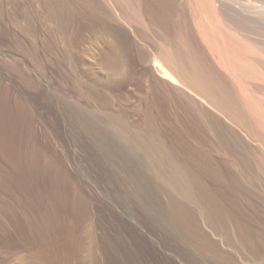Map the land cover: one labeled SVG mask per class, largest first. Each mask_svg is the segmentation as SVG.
I'll list each match as a JSON object with an SVG mask.
<instances>
[{"label":"rangeland","instance_id":"obj_1","mask_svg":"<svg viewBox=\"0 0 264 264\" xmlns=\"http://www.w3.org/2000/svg\"><path fill=\"white\" fill-rule=\"evenodd\" d=\"M96 1L0 0V88L9 90V95L12 98L19 97V100H21L19 102L22 103L21 105L19 104L20 108L24 107L27 110L24 111L26 115L25 113L23 115L26 118L23 117L24 120H21L20 136L24 133L20 137L21 144L33 146L36 155L43 161L45 158V162L52 170L54 169L53 171L58 176H61L60 167L64 168L65 165L74 178H76L75 182H78L77 185L84 189L85 198H87L86 207L89 210L85 224L93 230L94 236L93 242L89 239H84L83 245L92 244L97 260L96 264H117L114 261V257H112L115 251L111 245L113 246L116 241L112 236V232L120 228L122 223H127L137 227L141 231L142 241H144V246L147 248L143 247L148 251V257H152L149 259L148 264H264V242L259 239L257 240L254 236H252L254 237L252 239L248 232L238 229L236 222L230 216L234 213V208H230L229 204L219 203L220 199H222V193L219 194L220 199L218 198L219 200L217 201L220 206L218 205L217 207V203L216 206H212V201H209L212 196L205 191L202 180L197 181L198 174L197 176L195 175L193 161L190 159L191 150L182 145L183 142L193 145L195 142V140L193 142L194 138L185 131H183V133L185 132L183 138V133L180 135L182 128L178 124L173 123L169 125L170 123L167 124L168 122H165L167 119H170V121L173 119L171 115L167 119L162 117V115L166 114L162 111L161 104H157L158 107L154 108L156 110L152 109L150 100H159L161 98L158 97L161 95L163 97L164 95V89L159 83L161 78L164 77L157 70L155 71L156 68L152 65L151 59L156 53L153 43H161L163 45L164 42L166 45L170 39H166L167 36L173 37V34L178 33V30L180 32V27H182L183 33L187 32L184 33V36L182 34L180 36L182 31L177 35L178 37L180 36L179 38H185L184 41H187V43L188 38L192 37L193 39L191 38L192 40H190L192 42L196 39V45L200 47V51L197 53L198 48L195 52L197 53L195 54L196 58L200 57L199 59H201H197L201 61L199 63L202 65L208 64L207 68L209 67L211 72L213 71V76L215 77L217 76L215 74H219L218 77L220 76L224 81L226 80L240 97H242L240 95L242 93L241 90L243 91L245 88L240 83L243 85L242 82H244L245 86L249 89L248 91L252 94L253 98H251L255 99L257 106L259 102V107L262 110H264V80L256 78H245V81L239 80L235 74H230L221 65L222 63L216 61L217 55L212 54L211 52L213 51L210 52L208 46L202 41V36L201 38L198 36L202 35L199 25L196 24L195 26V22L194 24L191 22L195 13L198 15L197 11H194L191 7H186L187 20L183 21L181 18L178 22L174 20L178 16L174 17L173 21H176L177 25L181 24L180 20L183 23L185 22V25H178V30L176 29L178 26L175 25L173 33V29L170 26H173L175 23L172 21H165L166 23L168 22L166 27L165 25H161L164 24L163 21L159 22L160 24L157 23L159 24L158 26L153 21L155 19L154 16L147 15L143 17L145 14L141 13L143 16L140 18V21H143L144 24H152L154 27L144 25L149 29L144 30L140 28V25L143 24H140L141 22L138 19L131 21L134 18L132 16H135H131L134 12L132 8L128 10V7L126 9L124 5L119 6L120 3L118 4L115 0H113L114 3L110 0H105V2L114 4L112 5L113 7L118 5L119 8L117 6L116 9H113L111 5V7L108 6L109 4L106 5L105 2L104 5L102 3L103 0L100 1L101 3H95ZM213 1H216L214 4H216L215 8L219 18L217 17L216 20L214 18H212L213 20L211 19L212 22L214 21L212 25L210 24L211 27L217 26L216 28L223 30V33L230 34L232 31L233 33L235 32L236 36L244 42H237L240 45L242 43L244 46L251 44L254 52L246 54L245 60H251L256 68L264 74V0ZM89 2L94 3L90 4ZM96 4H102V6L96 7ZM70 6V9L74 10L73 12L75 13H73L74 15L72 14V19H70V16L68 17L70 13V9L68 8ZM72 6L74 7L72 8ZM110 8L113 9L114 13L109 10ZM118 10L121 12L118 13ZM123 10L126 16L122 15ZM131 10L132 13H130ZM191 10L193 11L192 14ZM109 11L113 15V19L114 15L115 19L117 17L121 18V15L124 18L122 17L121 20L112 19L110 21L108 17L105 18L106 13H109ZM127 16L129 17L128 20L125 19V17L128 18ZM64 20L68 22L73 20V22L68 23L66 21V25H64ZM155 21L158 22L157 20ZM200 21H203L201 24H207V18L206 20L202 18ZM219 22L222 24L221 26L218 24ZM186 25H191V27H185ZM144 26L143 28H145ZM109 27L114 29L115 33L118 34H116L117 36H121H119L121 39L117 38V40L121 43L124 58L127 62L118 78L110 73L108 64L102 58V52L107 48V42L113 36L112 32V34L108 32ZM196 27L199 28L197 29ZM161 28L162 30L168 29L170 31H162ZM226 28L230 29L227 30ZM176 30L177 32H175ZM188 32L192 33L191 35H194V37ZM218 34L220 33H216L217 37L220 36ZM223 35L226 36V34ZM174 37V40L170 39V41L172 40L171 42L174 41L172 45L176 44L175 41L178 43V40ZM190 41L189 44L191 43ZM131 43L133 44L131 45ZM169 43L165 47H170ZM247 43L249 44L247 45ZM239 44H237V47L240 46ZM182 46L183 48L181 47L180 49L184 50V45ZM139 50L144 52L141 53ZM182 50L181 54H184V52L192 53L190 50L184 52ZM204 58L205 60L202 62ZM232 75L235 76L233 77ZM157 87H160L162 91H159L160 89ZM184 89L182 90L185 91L186 89ZM157 90L160 93L162 92V94L158 95L159 92ZM185 92L187 93L188 91ZM243 92L246 91L244 90ZM247 94L249 95V93ZM149 109L153 115L149 113L151 112ZM82 110L95 116V121L93 120V122L96 123H93L94 126H91V120V123L86 122L84 115L80 114ZM150 115L152 118L156 116L155 120L158 123L155 121L156 123L153 124L154 119H149L148 116ZM113 116L116 118L112 120ZM159 117L162 118L159 120ZM163 119L164 121H162ZM116 120L119 121L120 125ZM113 123L115 126L118 123L117 126L120 129L115 127L116 130ZM147 124L149 128H147ZM121 125L123 126L120 127ZM112 127L118 133L117 135H119L120 130H124L123 132H126L125 136L127 135V137L133 139L135 144L138 141L141 144V140L136 141L135 139L137 138L134 139V136L137 137L136 134H139L138 138L143 136L141 138L142 142L145 139L148 142L152 139L155 143L158 138L159 143L158 141L157 143L160 144L161 142L162 144L164 140L166 148L171 150L183 162V167L186 165L185 169L187 170H184L188 173L186 178L191 180L189 175H191V178L195 177L194 180L196 179L195 182L197 183L193 181V178L190 183L186 179L190 186L194 187L201 182L202 186L201 184L197 186H204L203 189L199 188L200 190H197V186L196 189H194L195 187L192 188L193 192L191 190V194L197 191L196 194H192V197L196 195L195 198L191 197L193 201L191 198L190 200L184 197L181 198L182 196L180 198L179 196H177L178 198L175 196L176 198H174L173 194L171 195V190L166 185L156 181L153 175L155 172V169L152 168L153 166L150 168V164L147 165L148 163H144L142 166L134 162L132 164L131 161H125L114 150L108 153V150L103 149L102 144H116L113 143L115 142L114 140H111L112 137L114 139L117 136L116 133L114 134ZM123 132H121V135H124ZM237 132L242 137L244 143L249 144L260 157L261 162L264 163V141H260L259 138L255 140L254 137L245 134L243 130L237 129ZM150 133L156 139L155 141ZM149 136L151 137L150 140H148ZM186 136L190 137H187L189 140L185 139ZM160 138L162 141H160ZM191 138L193 139L190 140ZM146 141L144 142L145 144H150ZM113 152L117 155H113ZM107 154L109 155L107 156ZM0 159H2L1 154ZM124 164L127 167L130 166L128 168L132 169V171H129L126 166H122ZM162 169L163 171L168 170L166 164L163 162L158 169L160 174ZM131 172L133 174L140 172L139 174L142 178H145L144 181L146 180L143 185L145 194L143 192L141 199H139L135 187L136 181L131 176ZM128 175L132 179L128 178ZM201 178L204 182L216 185L215 182L207 177L206 173L202 174ZM201 178L199 176L198 179ZM253 185L254 187L249 185L252 190L250 196L255 202L259 203L261 199H264V167L259 173V180L253 183ZM204 195L209 196V200ZM175 199L177 202H175ZM206 200L211 203L209 207V202L207 203ZM177 203L178 205H176ZM226 208L227 212L224 211ZM228 209H231V214ZM250 211L255 213L252 208H250ZM261 213L258 214L260 222L264 221V213ZM109 216L110 218H108ZM108 235L112 237H108ZM15 248L17 247L3 246L0 242V264H40L35 259L27 258L24 249L17 248V250ZM133 254L137 259L138 253L134 251L132 252ZM85 263L87 262L85 261Z\"/></svg>","mask_w":264,"mask_h":264},{"label":"bare ground","instance_id":"obj_2","mask_svg":"<svg viewBox=\"0 0 264 264\" xmlns=\"http://www.w3.org/2000/svg\"><path fill=\"white\" fill-rule=\"evenodd\" d=\"M88 1H92V0H88ZM100 1L101 0L96 1L95 3L97 2L101 3ZM115 1H117L118 4L120 3L119 6L124 5L126 6V9L128 7V10H130L129 8H132L134 11L133 13L136 14H133L132 10L131 12L129 11L130 13H132L131 16L135 15L132 16L134 18L130 20L133 21L135 19L134 21H136V19H138L139 22H141L140 24H143L140 25V28L144 30H149L148 27L150 25H151L150 27L152 28L154 27L152 26V24L148 25L146 23L147 24L146 25L143 23V21H140L141 20L140 18L143 16L142 14H145L143 17L147 15L151 17L154 16L155 19L153 21L154 23H156V25L159 26L160 24L159 22L163 21L164 24L161 25H165L166 27L168 22L166 23L165 21L174 22L173 19L175 16L176 17L178 16L180 18L177 17V19L174 20L178 21L181 18L183 19V21L185 19L187 20L188 15L186 12V7L187 8L191 7V9L197 11L198 14L196 15L195 13L193 20L191 19L192 20L191 22L193 24L195 22L194 24L195 26L196 24L199 25L201 31L199 32L202 35H198V36H200V38L202 36V41L206 44V46H208L210 52L213 51L211 53L215 54V56L217 55L216 61L222 63L221 65L224 66V68L227 69V71L230 72V74L232 73L235 74L236 78L239 80L242 79L245 81L246 80L245 78H256L259 80L260 79L264 80V74L256 68V66L252 63V61L251 60L249 61V59L245 60L246 54H250L254 52L253 50L254 48H251V44L247 43V45L248 44L249 45L244 46L243 44L244 42L240 40L238 36H236L235 32L233 33V31L230 34L223 33L222 32L223 30H220V28L219 29L216 28L217 26L211 27L212 23L214 22V21L212 22L211 19L214 18V20H216V18L218 17L217 10L215 8L216 4H214L216 1L215 2L213 0H115ZM104 2L105 0L102 1L103 4ZM92 3L94 2H91L90 4ZM112 3H114V1ZM112 3L109 4V2L108 3L105 2L106 5L109 4L108 6L114 5ZM100 5L102 6V4L99 5L96 4V7L97 6L101 7ZM119 6L117 8H119ZM73 7L74 6H72V8ZM116 7L112 6L113 9H116ZM70 8L71 6L68 9ZM112 8H110L109 10L113 12ZM73 11L74 10L70 9V13L68 14V17L70 16V19H72L73 15L75 14ZM110 11L109 13L107 12L106 17L105 15L104 17L105 18L108 17L110 21H112L113 15L110 14ZM119 12L121 11L118 10V13ZM190 12L192 14L193 11L191 10ZM122 13L123 16H126L124 14V10ZM122 15L121 18L123 17ZM201 17L205 18V20L207 18V24H201V22H203L200 21L202 20ZM121 18L117 17L116 19L121 20ZM116 19L114 15L113 20ZM125 19L128 20L129 17L128 18L125 17ZM143 19L144 21H146L145 18ZM67 20L69 21L68 18ZM155 20H157L158 22H156ZM66 21L64 25H66ZM71 21L73 22V20H70V22ZM123 21L124 20H122V22ZM181 21L182 20H180L181 24L178 25L184 26L185 22L183 23ZM174 23L175 24L173 26L172 25L170 26L168 24L170 28L171 27L172 29L173 27L175 28V25H177L176 21ZM218 24H220V22ZM144 25L148 27H145ZM221 25L222 24H220V26ZM143 26L145 28H143ZM188 26L186 25L185 27ZM190 27L191 25L189 26V28ZM167 28L170 29L168 26ZM178 28L179 26L176 29L178 30ZM181 28L182 27H180V32L182 31ZM168 29L162 30L161 28L162 31ZM177 30L175 32H177ZM108 32L110 34L113 33V36L112 39L107 42V48L103 50L102 58L104 62L108 64L110 73L114 77L118 78V76L121 75L122 73V68L126 66L127 62L125 61L124 58V52L120 45L121 43L118 42L117 40V38L121 39L120 38L121 36L120 35H119L120 37L117 36L118 34L115 33L112 27L108 29ZM172 32L174 33V29ZM180 32L178 30V33ZM218 32L220 33L218 34L220 36L217 37L216 33ZM178 33H175V35L173 34V37L175 36L176 39L178 40V43L175 41L176 44L173 45L172 43L174 41L171 42L172 40H174L173 37L167 36L166 39L172 38L171 41L169 39V42L171 43L168 42L170 47L168 46L165 47L166 45H168V43H166L165 45L163 42L164 40L162 41L163 45L161 43L160 44L153 43L154 49L156 48L155 49L156 53L155 54L153 53L154 54L153 58L152 59L149 58V59L152 60V65L156 68V69L154 68L155 71L157 70V72L165 79L161 78L160 81L158 80L160 85H162L161 87L164 89L163 90L164 95L163 97H161L162 92L160 93L159 91L162 90L160 87H157L160 89L159 91L157 90L160 93V94L158 93V95H161L158 98L161 99L159 100L151 99L150 100L151 107L152 109H154L156 106L158 107L157 104H161L162 111H164V113L166 114V115L161 114L162 117H164V119H167L168 116L171 115L173 119L171 121L170 119H167L165 120V122L166 123L168 122L167 124L170 123L169 125H172L173 123L178 124L179 127L182 128L181 134L179 133L180 135H182L183 131H185L188 135L194 138V139L193 138L190 139V140L193 139V142L195 140L193 145L191 143H190L191 145H188L185 142H183L182 145L184 147L190 148L191 150L190 159L191 161H193V166L195 168L194 173H196L195 175L197 176L198 174V178L199 176L201 178L202 174L206 173L207 177L216 183V185H212L208 182H204L202 178L201 179L197 178V181L202 180V183L205 186V191L212 196L211 200H209L208 199L209 196L208 197L206 196L208 194L207 193L206 195H204L205 197H207L206 199L212 201V206L213 205L216 206L217 201L220 199L219 194L222 193L221 194L222 199H220L219 203L221 202L223 204L226 203L230 205V208L231 207L234 208L235 211L233 210L234 211L233 214H231L232 213V211H230L231 209L228 210L230 211L231 219H233L236 222L238 229L243 232L246 231L249 233L251 237L254 236L256 237L257 240L259 239L260 241L264 242V221L260 222L258 216L259 213L261 212L264 213V199H261L260 202L257 203L250 196V194L252 193L251 186L254 187L253 183L259 180V173L263 169L264 163L261 162V159L257 155L256 151H254L249 144L244 143L242 137L237 132V129H240L243 130L245 134L249 135L250 137H254L255 140L256 138L257 139L259 138L260 141H264V110H262L261 107H259V102L257 106L255 99H252L253 98L252 94L248 91L249 89L245 86L244 82H242L244 86L240 83L242 87H245L243 91L244 90L246 91L243 92L240 86V90L242 92L240 95H242L243 97L242 98L238 96L239 94L238 95L236 94L234 89L226 82V80L224 81L223 78H221L220 76L218 77L219 74L214 73L215 75H217L214 77L213 71L211 72L209 67L207 68L208 64L202 65L201 63H199L201 61L197 60L200 57L197 56L198 58H196L195 54H197L200 51V47L196 45L197 44V42H195L196 39L193 40L195 42V44H193L194 42L190 41L193 38L191 37L192 38L191 39L187 37L189 39L187 43V41H184L185 38L184 39L179 38L182 35L184 36L183 31L182 33H180L179 37H178L179 35ZM188 33L190 35L192 34L190 32ZM221 33H222V37H221ZM171 34L172 33L170 32V35ZM223 34H226V36L227 34H229L228 35L229 37L228 36L226 37ZM191 36L194 37V35ZM189 41L191 42L190 44ZM165 42H167V40H165ZM237 42L239 43L243 42V43L240 45ZM185 43H187L188 45ZM236 43L239 44L240 46L237 47L238 45ZM132 44L133 43H131V45ZM182 45H184V50L180 49L181 47L183 48ZM197 49L198 51L197 53H195ZM181 50L183 52L186 50L187 51L190 50L192 51V53L184 52V54H181L182 53ZM140 52L143 53L144 51H140ZM204 60L205 58L203 59L202 62H204ZM175 83L178 84L179 86L176 85ZM181 87H183L182 89L185 88L186 90L185 89L184 90L188 92L186 93L185 91H183ZM247 93H249V95ZM244 97H248L249 99ZM251 100L254 101L252 102ZM19 101L21 102V100H19V97L18 98L10 97L9 90L7 91L6 88L3 89L0 88V154L2 156V159H0V215H1L0 242L1 244H3V246L6 247L14 246L17 247L18 249L19 248L24 249L26 251L25 256H27V258L29 257L35 259L36 261L40 262V264H96L97 260L93 252L92 244L89 243L88 245H83L84 239H89L91 240V242H93V236H94L93 230L85 224V220L89 215V210L86 207L87 198H85L86 196L85 191L82 187H79L77 185L78 182L77 183L75 182L76 178H74V176L69 172V170L66 168L65 165L64 168L60 167L61 176H58L56 172L53 171L54 169L52 170V168L45 162V158L43 161L36 155L33 146H31L30 144H24V143L21 144L20 137L24 135L23 133V135L20 136L21 120L23 119V117H25L23 116L24 113L26 115V112L24 111L27 110H25L26 108L24 109V107L23 108L21 107L22 109L20 108V105L22 103H20ZM149 111L151 110L149 109ZM149 113L151 114L152 111ZM80 114L84 115L87 123L88 122L91 123L92 121L91 126H94V124L96 123L93 122V120L95 121L94 115H92L91 113H86L83 110L80 111ZM113 117L112 120L116 118L115 116ZM148 117L149 119L152 118L151 115ZM148 117L146 116L147 119ZM155 117L152 118L154 119L153 120L154 123L152 122L153 124L157 122L155 120ZM162 117H159V120ZM156 119L158 120V118ZM164 119L162 121H164ZM118 123L116 124L118 125ZM117 125L116 126L114 125V128L115 127L119 128ZM122 126L123 125H121L120 127ZM22 128L24 127L22 126ZM114 128L112 127L113 130ZM147 128H149L148 124H147ZM116 130H114V134L116 133L117 135L118 133L115 132ZM123 131L120 130L119 135L115 136L114 139L112 137L111 140H114L115 142L113 143L116 144H102L101 146H103V149L105 148V150H108V153L109 151L114 150L116 153L119 154V156L124 158L125 161L126 160H128V162L131 161L132 164L133 162L140 166L144 165V163L145 164L148 163L147 165L150 164L149 165L150 168L151 166H153L152 168L155 169L154 172L155 174L153 173V175L156 181L166 185L171 190L172 192L171 195L173 194L174 198H176L177 196H179L180 198V196H182L181 198L184 197L190 200L193 194V193L191 194L192 188L195 187L194 189H196V186L200 185L201 182L200 184H196V186L194 187L190 186L189 183L192 182L191 180L193 177L191 178V175H189L191 180H189V178H186V176H188L187 171L186 172L184 171L187 170L185 169L186 165L185 167H183L184 166L183 162L180 161V159L171 150L166 148V145L164 144V140L162 141L160 138L162 144L161 142L160 144H158L159 139L157 138L158 141L157 143V141H155L156 139L150 133L155 143L152 141L151 137L149 136V139L148 138L147 139L148 140L151 139V141L148 142L146 141V139L145 141L150 144H145L144 143L145 141L142 142L141 139L143 136L138 138L139 134H136L137 137H135L134 136L135 132H134L133 135L134 139L137 138L135 139L136 141L141 140V144H139V141L138 143L135 144V141L127 137V135L125 136L126 132L124 133ZM121 132H123L124 135H121L122 134ZM184 133H183V138H184ZM187 137L189 136H186L185 138L186 140L188 139ZM180 138H182V136ZM181 143H182V139H181ZM110 153L112 154V152ZM114 154L115 153L113 152V155ZM108 155L109 154H107V156ZM162 162L166 164L168 170L163 171L162 169L160 171L161 172L160 174L158 172V169L160 168ZM122 166H126V165L124 164ZM191 170L193 171L192 168ZM129 171H132V169L131 170L129 169ZM140 172L138 173L134 172L135 174H133V172H131L132 174L130 173L131 176L134 177L136 181L135 187L138 192L139 199L143 197V192L145 194L144 191L145 189H143L144 188L143 185L144 182L146 181V180L144 181L145 178L143 179L142 176L139 174ZM129 177L130 175H128V178ZM194 178L193 181L195 182L196 179L194 180ZM186 179L189 180V183ZM123 182L126 183V181L124 180ZM249 185L251 186L249 187ZM201 186L200 187L197 186L198 187L197 190H200L199 188L203 189L204 186L203 187ZM196 192L197 191H195L194 194H196ZM195 197L196 195L193 196L192 198ZM171 198L174 199L173 197ZM175 202H177L176 199ZM178 203L176 205H178ZM219 203H217V207ZM209 204L211 203L210 202L208 203V207ZM212 206L210 205V207ZM250 208L254 209L255 213H253V211H250ZM208 209L211 210L210 208ZM224 211L227 212V208L226 210L224 209ZM97 216L99 217L98 214ZM108 218H110V216ZM103 219L106 220L105 218ZM253 220L254 222H252ZM109 236L110 235H108V237ZM112 236L116 240L115 241L113 238H111L115 241V244L113 246L111 245V247L115 251L112 257H114V261L117 264H148L149 263V259L152 257L151 256L150 258L148 257L149 253L147 254L148 251L144 249V247L146 246H144V241H142L141 231L138 230L137 227H134L133 225L131 226L127 223L124 224L122 223L120 228H117L116 231L112 232ZM254 237H252V239ZM134 251L137 252L139 255V257L137 255V259L134 254H133L134 256L132 255V252ZM85 261L87 263H85Z\"/></svg>","mask_w":264,"mask_h":264}]
</instances>
